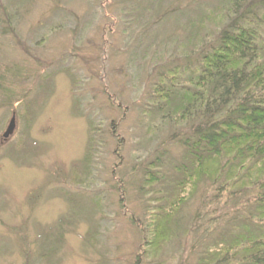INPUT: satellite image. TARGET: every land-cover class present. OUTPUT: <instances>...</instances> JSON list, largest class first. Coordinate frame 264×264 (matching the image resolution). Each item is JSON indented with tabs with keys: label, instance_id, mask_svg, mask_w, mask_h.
I'll use <instances>...</instances> for the list:
<instances>
[{
	"label": "rangeland",
	"instance_id": "obj_1",
	"mask_svg": "<svg viewBox=\"0 0 264 264\" xmlns=\"http://www.w3.org/2000/svg\"><path fill=\"white\" fill-rule=\"evenodd\" d=\"M134 1L0 0V264H134L140 236L129 216L149 218L140 169L167 133L153 139L139 118L150 91L149 68L174 62L180 45L188 44L191 18L217 0H160L157 6L154 0L148 7L138 0L135 12L119 14ZM157 7L168 12L163 20L156 18ZM116 16L124 19L119 23ZM131 18L139 21L124 41ZM129 63L134 69H126ZM131 80L141 89L135 103ZM107 96L122 108L112 107ZM18 98L30 104V116L22 107L16 114ZM13 116L14 131L3 140ZM89 123L99 127L104 144L91 157L88 180L74 184L72 169L86 154ZM111 123L122 139L119 161ZM202 193L184 208L185 225ZM184 235L167 251L165 264H194L191 239L201 235L190 228Z\"/></svg>",
	"mask_w": 264,
	"mask_h": 264
},
{
	"label": "trees",
	"instance_id": "obj_2",
	"mask_svg": "<svg viewBox=\"0 0 264 264\" xmlns=\"http://www.w3.org/2000/svg\"><path fill=\"white\" fill-rule=\"evenodd\" d=\"M137 1L119 14L135 12ZM159 9L156 18L163 20L168 12ZM197 13L179 57L170 65L149 68L150 91L139 118L147 122L145 133L153 139L167 133L140 169L139 192L148 199L144 210L149 218L138 222L129 216L140 236L134 264H165L167 251L180 246V234L186 236L189 228L201 235L191 239L194 264H264V0H217ZM2 14L9 20L8 12ZM133 20L125 21L129 29L122 30L124 41L135 34ZM145 34L141 31L140 37ZM126 69L134 67L129 63ZM131 84L135 103L141 89L136 81ZM107 97L112 107L122 108ZM16 103L17 115L22 107L30 116L29 103L22 98ZM98 129L89 123L86 154L72 169L74 184L85 183L91 174V157L104 144ZM108 133L117 140L113 154L119 161L122 139L113 123ZM119 168L115 164L113 173ZM202 190L198 211L185 225L183 210ZM68 194L64 198L71 200ZM95 233L89 234L90 244ZM175 253L181 255V249Z\"/></svg>",
	"mask_w": 264,
	"mask_h": 264
},
{
	"label": "water",
	"instance_id": "obj_3",
	"mask_svg": "<svg viewBox=\"0 0 264 264\" xmlns=\"http://www.w3.org/2000/svg\"><path fill=\"white\" fill-rule=\"evenodd\" d=\"M14 127H15V123H14V116L12 117V119L9 122V125L7 127V129L5 130V132L2 135V139L3 140H7L8 137L13 133L14 131Z\"/></svg>",
	"mask_w": 264,
	"mask_h": 264
}]
</instances>
